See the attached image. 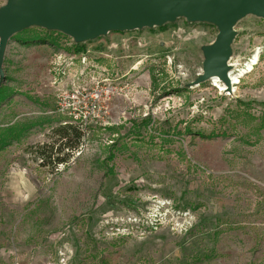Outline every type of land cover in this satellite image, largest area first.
I'll return each instance as SVG.
<instances>
[{"label": "rangeland", "instance_id": "374dc122", "mask_svg": "<svg viewBox=\"0 0 264 264\" xmlns=\"http://www.w3.org/2000/svg\"><path fill=\"white\" fill-rule=\"evenodd\" d=\"M233 29L227 84L197 82L212 23L10 38L0 264H264V19ZM69 113L92 114L84 143L41 166L50 122Z\"/></svg>", "mask_w": 264, "mask_h": 264}, {"label": "water", "instance_id": "95a60500", "mask_svg": "<svg viewBox=\"0 0 264 264\" xmlns=\"http://www.w3.org/2000/svg\"><path fill=\"white\" fill-rule=\"evenodd\" d=\"M246 15L264 19V0H8L0 13V86L8 41L30 27L60 32L78 43L110 32L163 26L180 17L216 25L218 35L204 48L197 82L218 77L227 84L233 28Z\"/></svg>", "mask_w": 264, "mask_h": 264}, {"label": "trees", "instance_id": "16d2710c", "mask_svg": "<svg viewBox=\"0 0 264 264\" xmlns=\"http://www.w3.org/2000/svg\"><path fill=\"white\" fill-rule=\"evenodd\" d=\"M35 41L43 42L46 40H40L36 36ZM90 117L92 114L87 117L84 115L76 117L73 113H69V115L53 119V122L50 123L52 125L56 123V125L50 126L52 127L49 136L51 141L38 149L40 165L57 168V165L67 164L85 141L87 126L84 118Z\"/></svg>", "mask_w": 264, "mask_h": 264}, {"label": "bare ground", "instance_id": "6f19581e", "mask_svg": "<svg viewBox=\"0 0 264 264\" xmlns=\"http://www.w3.org/2000/svg\"><path fill=\"white\" fill-rule=\"evenodd\" d=\"M257 60L258 58L255 56L253 60L250 63H248V68L251 69L254 64L256 65Z\"/></svg>", "mask_w": 264, "mask_h": 264}]
</instances>
